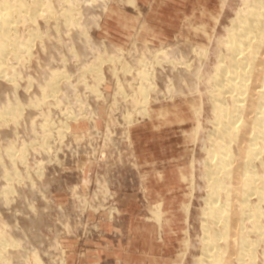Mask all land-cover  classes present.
<instances>
[{
    "label": "rangeland",
    "instance_id": "374dc122",
    "mask_svg": "<svg viewBox=\"0 0 264 264\" xmlns=\"http://www.w3.org/2000/svg\"><path fill=\"white\" fill-rule=\"evenodd\" d=\"M253 1L8 2L17 18L0 58V264H207L209 235L224 264H264V197L254 190L243 208L240 194L249 159L264 186V152L246 157L264 94V24L257 59L249 49L239 60L236 82L249 85L231 95L213 81L229 60L228 29ZM223 106L238 118L224 145ZM219 145L234 159L224 174L214 172ZM215 180L230 192L215 196Z\"/></svg>",
    "mask_w": 264,
    "mask_h": 264
},
{
    "label": "bare ground",
    "instance_id": "6f19581e",
    "mask_svg": "<svg viewBox=\"0 0 264 264\" xmlns=\"http://www.w3.org/2000/svg\"><path fill=\"white\" fill-rule=\"evenodd\" d=\"M10 0H0V9H2V10H4V12H2V15H1V17H0V58H1V56H6V55H4V54H7V48L6 47H10L9 45H8V43L10 44V41L7 39H5L6 38V36H7V34L8 33H10L9 31H11V29H12V15L14 14L13 13V9H12V6L10 5V4H8V2H9ZM13 1V0H12ZM13 4H15L14 2H12ZM253 3H255V4H253ZM253 3H251L252 5H253V8H255V10L252 8V10H251V8H249V7H252V6H249V5H247V7L249 8L248 10L249 11H254L255 13L253 14H251V15H246V13L248 12V10H246L247 12H244L245 14L243 15V16H245V18H241V17H243V16H241L240 14V21L238 20V23H237V21H236V27H235V25H234V27H233V29L231 28V29H228L229 31L230 30H232V32H229V33H231V34H229V36H227V42L229 43L228 45V47L229 48H227V47H225L226 49H228L227 51H228V53H229V56L227 55L228 53H225L224 55H227L228 57L227 58H229V60L228 61H226V60H224L223 62L221 61V63L219 62V64H218V69H222L223 70V74H221V76H219V77H215V79L213 80L214 82L215 81H217L218 83H216L218 86H220L221 87V89L223 88V89H225L226 91H227V94H228V92L230 93L231 92V90L230 91H228L229 90V88H232L233 87V90L235 89V90H239V89H241L245 84L243 83V79H242V81H241V79H239L240 81H241V83L239 84L238 82H236V81H238V80H236L238 77H239V74H241V72L242 71H244L245 69H246V67H245V69H240V63H239V60L240 59H242L243 60V58L242 57H245V56H247L246 55V51L248 52V50L249 49H251L252 51H250L249 53H250V58H251V60L253 59V58H255V59H257V57L256 56H259V55H256L259 51V41H257L258 42V44L255 42V40H256V38L258 39V35H257V33H255L256 31L257 32H263V31H259L258 29H261V25L262 24H264V0H255V2L253 1ZM37 4V3H36ZM15 5H17V4H15ZM14 5V6H15ZM30 5H32V4H30ZM24 5H21V9H22V7H23ZM37 6V5H36ZM40 6V5H39ZM38 6V7H39ZM18 7V6H17ZM32 7V6H31ZM18 8H20V7H18ZM28 8H30V7H28ZM14 9H15V7H14ZM25 9V8H24ZM26 9H27V7H26ZM24 11V10H23ZM26 11V13H27V10H25ZM243 14V13H242ZM14 16L15 15H13V19H14ZM67 16V15H66ZM65 16V17H66ZM21 17V16H20ZM28 17V16H27ZM17 17L15 16V19H16ZM55 18V17H54ZM67 19H68V17H66ZM70 18V17H69ZM68 22H70V20H68ZM18 25V24H17ZM16 26V25H15ZM17 27V26H16ZM261 30H264L263 28L261 29ZM260 36V35H259ZM8 37V36H7ZM13 37V36H12ZM2 40V41H1ZM261 40V39H260ZM264 42V41H263ZM257 44V45H255V44ZM28 44V43H27ZM11 45V44H10ZM5 50H6V53H5ZM9 50V49H8ZM259 54V53H258ZM250 58L247 60V61H250V62H252L251 60H250ZM263 58V57H262ZM2 59V58H1ZM220 61V60H219ZM245 61V60H244ZM249 62V63H250ZM255 62V61H254ZM248 63V62H247ZM246 63V64H247ZM249 63L247 64V65H249ZM246 64H244V65H242V66H245ZM252 64V63H251ZM246 65V66H247ZM251 66V65H250ZM248 67V66H247ZM101 68V67H100ZM217 68V67H216ZM254 68V67H253ZM261 68V67H260ZM95 69V68H94ZM252 69V68H251ZM257 69V68H256ZM217 70V69H216ZM96 71V70H95ZM98 71V70H97ZM246 71V70H245ZM251 71H253V70H251ZM99 72V71H98ZM216 72V74H215V76H217V72H219V75H220V71H215ZM101 73H103V71L102 72H100L99 74H101ZM243 73V72H242ZM247 73V72H246ZM99 74H97V75H99ZM102 75V74H101ZM100 75V76H101ZM237 75V76H236ZM242 75V74H241ZM247 75L249 76V74L247 73ZM99 77V76H98ZM251 78H252V76H250ZM264 77V76H263ZM100 78V77H99ZM102 78V77H101ZM242 78V77H241ZM262 78V77H261ZM103 79V78H102ZM247 80V79H246ZM249 80H250V78H249ZM248 81V80H247ZM263 81V87H264V79L262 80ZM262 83V82H261ZM214 84V83H213ZM248 84V83H247ZM246 84V85H247ZM249 85V84H248ZM260 85H262V84H260ZM212 86V85H211ZM216 85L214 84V87H215ZM251 88V87H250ZM218 89V88H217ZM260 89V88H259ZM261 89H262V87H261ZM213 90H215V88L213 89ZM225 90H223V91H221L220 90V92H224ZM241 90H243V89H241ZM246 90V89H245ZM218 91H219V89H218ZM226 91L224 92V93H226ZM262 91V90H261ZM216 92V91H215ZM234 92V91H233ZM249 92V91H248ZM254 92V91H253ZM223 93V94H224ZM236 92H234V93H230L231 95H234ZM243 93V92H242ZM242 93L241 94H237V96H236V98L234 99L235 100V103H238V101H240V100H242V102L241 103H243V101H244V97H243V95H242ZM247 93V92H246ZM246 93H243V94H245L246 95ZM252 93V92H251ZM215 94H218V93H215ZM260 94H262V95H260V100L259 101H257L256 103H258L257 105H258V107H259V109H261V110H259L258 112H257V114L259 115H256V116H258V118H256L255 119V125L252 127V128H254V131H255V137H253V134H254V132H252V130H251V132H250V134L252 135V139H251V149H249V151L247 150V152H246V157H247V160H248V158H253L255 155L258 157V155L256 154L257 152H258V154L260 153V152H264V147L262 146V145H264V143L262 142V144H261V142H260V144L259 145H261L262 147L261 148H258L257 149V142L259 141L258 139L259 138H261V139H264V94L263 93H260ZM242 95V96H241ZM213 96H214V94H213ZM217 96H219V94L217 95ZM222 96V95H221ZM220 96V97H221ZM227 97H228V95H226ZM227 97H225V98H227ZM251 97V96H250ZM259 97V96H258ZM214 98H216V97H214ZM222 98V97H221ZM229 98H231V97H229ZM219 98H217L216 100H218ZM223 99V98H222ZM228 99V98H227ZM226 99V100H227ZM232 99H233V97H232ZM252 99H254V97L252 98ZM224 100V99H223ZM222 101V100H221ZM218 102H219V100H218ZM223 102V101H222ZM221 103V102H220ZM226 103V101L224 102V104ZM240 103V105H241V107H243L244 108V106L242 105ZM230 104H232L231 102H230ZM246 104V103H245ZM215 105V104H214ZM218 105H220V104H218ZM223 105V104H222ZM225 105H227V104H225ZM224 105V106H225ZM233 105V104H232ZM236 105L237 104H235V106H231V110H233L235 107H236ZM238 105H239V103H238ZM240 105L239 106H237V107H240ZM144 106V105H143ZM224 106H223V108H224ZM215 107H217V106H215ZM219 107H222V106H219ZM219 107H218V109H219ZM221 108L220 110H221V119L219 118L218 119V117L216 118V119H218V120H225V124H223V125H216V126H218L219 128L220 127H222V130H221V133L219 132V130H217L221 135H223V137H224V140L223 139H221L222 140V142L223 141H225V139H229V137L227 136V138H225V136L226 135H224V134H233V133H237V131L236 132H234V130L233 129H235V126H234V123H233V120L234 119H232V117L230 116L231 114L230 113H227L226 111H225V109L226 108ZM229 109V108H228ZM231 110H229V112L231 111ZM214 111V110H213ZM239 108H238V112H236L235 114L237 115V113H239ZM220 112V111H219ZM234 113V112H233ZM15 114H16V112H15ZM240 115H241V113H240ZM239 117V116H238ZM260 117H263V118H260ZM240 118V117H239ZM241 118H242V115H241ZM240 118V119H241ZM252 118V117H251ZM238 119V118H237ZM237 119H235V120H237ZM240 119H239V121H240ZM217 120V121H218ZM234 120V121H235ZM243 121V123L245 122L244 121V119H242ZM221 121H219V122H221ZM238 121V122H239ZM242 122L240 121L239 123H241L242 124ZM247 122H245V124H246ZM239 125V124H238ZM237 126V125H236ZM248 126H249V124H248ZM217 127V128H218ZM218 128V129H219ZM233 128V129H232ZM68 129V128H67ZM237 130V129H236ZM217 131H216V134L217 135H219V133H217ZM239 131V130H238ZM240 134V133H239ZM234 135V134H233ZM237 135V134H236ZM217 137H220V135L219 136H217ZM232 139V138H231ZM234 139V138H233ZM218 141H220V140H218ZM217 141V142H218ZM247 141V140H246ZM260 141H263V140H260ZM230 142V141H229ZM226 143H228V142H226ZM226 143H225V146H227L226 145ZM231 144H232V142H230ZM249 143V142H248ZM218 143H216V145H217ZM219 144H222V145H224V142L223 143H219ZM229 144V143H228ZM250 144V143H249ZM230 145V144H229ZM243 145V144H242ZM231 146V145H230ZM248 146H250V145H248ZM219 148H217V147H215L216 149H218L217 151L216 150H214L213 149V151H216V152H213V154L215 153L216 155H217V159H218V161L216 162L217 164H216V167H215V173H216V171H217V173H220V172H222V171H226L227 170V167L228 166H230V162L231 161H234V159H233V157H232V160L231 159H229L228 157H227V155L229 156V154L228 153H230L229 152V150L228 151H226L227 150V148L226 147H220V145L218 146ZM210 151H212V150H210ZM238 153V152H237ZM212 154V155H213ZM215 154L213 155V156H215ZM239 154V153H238ZM231 156H233V154L231 153L230 154ZM260 155V154H259ZM237 156H239V155H237ZM256 156H255V158H256ZM215 159H216V157H214ZM214 158L212 157V161L214 160ZM229 160H228V159ZM259 158V157H258ZM238 159V158H237ZM254 159V158H253ZM257 159V158H256ZM236 160V159H235ZM240 160V159H239ZM246 160V161H247ZM250 160V159H249ZM248 160V162L245 164V166H244V168L246 169V171H247V173L248 172H250V174L248 173V174H246V173H243L244 175V179L242 180V184H243V186L240 184V187L242 186V189H241V192H240V194L242 193V199L241 200H243L242 202H243V205L241 204V207H246V205L245 204H247V205H249L247 202H250L249 200H248V194L250 195V193H252L253 192V195H255V193L254 192H256V191H258V193L260 194V197L261 198H263L264 197V186H261V187H259L260 185H258V186H256L255 184H254V182H255V180H256V177L252 174V172H251V170H249L250 169V167L253 165L252 164V161L250 160L249 161ZM211 161V162H212ZM230 161V162H229ZM215 162V161H214ZM254 162H255V159H254ZM235 163V162H234ZM233 163V164H234ZM236 164V163H235ZM238 164V163H237ZM211 165V164H210ZM232 165V164H231ZM213 165H211V167H212ZM264 166V165H263ZM213 167V168H214ZM231 167H233V166H231ZM253 168H254V166H252ZM252 168V169H253ZM231 170L233 169V168H230ZM211 170H214V169H211ZM253 170H255V169H253ZM264 170V169H263ZM211 172V171H210ZM230 172V171H229ZM229 172H226V175H227V177H231V175L229 174ZM214 173V174H215ZM216 173V174H217ZM223 173V172H222ZM221 173V174H222ZM256 173V172H255ZM254 173V174H255ZM224 174V173H223ZM222 174V175H223ZM256 174H258V173H256ZM220 175V174H219ZM233 175V174H232ZM241 175V174H240ZM210 176V175H209ZM221 176V175H220ZM262 176V175H261ZM260 176V177H261ZM208 177V176H207ZM214 177V176H213ZM213 177H210L209 179H211V178H213ZM222 177V176H221ZM224 177V176H223ZM263 177V176H262ZM226 178V177H225ZM224 178V179H225ZM232 178V177H231ZM242 179V178H241ZM219 180H221L220 178H219ZM219 180H215V183H214V185H213V187H214V190H213V192H214V194H215V196L217 195V194H219V192H221L222 193V189L220 190V188H223V189H225L222 185H223V182H220ZM226 180V179H225ZM228 180V179H227ZM210 181V180H209ZM224 181V180H223ZM239 181V180H238ZM228 182V181H227ZM227 182H225V183H227ZM230 182V181H229ZM259 182V181H258ZM224 183V184H225ZM231 183V182H230ZM228 184V183H227ZM226 184V185H227ZM259 184H261V183H259ZM264 185V184H263ZM234 185H231V187H233ZM212 187V186H211ZM212 187V188H213ZM230 186H229V188H231ZM211 188V189H212ZM211 189H210V191H211ZM225 190H227V189H225ZM232 190V189H231ZM237 190H238V188H237ZM254 190H256V191H254ZM212 192V193H213ZM226 192H230V191H226ZM224 193V192H223ZM222 193V194H223ZM213 194V195H214ZM227 194V193H226ZM213 195L211 196V197H213ZM252 195V196H253ZM210 196V195H209ZM221 196V195H220ZM227 196V195H226ZM240 196V195H239ZM250 197V196H249ZM259 197V196H258ZM218 198V197H217ZM220 198V197H219ZM240 198H241V196H240ZM210 199V198H209ZM250 199V198H249ZM212 199H210L209 200V204L211 203H213V202H215V201H211ZM223 200H225L226 201V199H223ZM228 200H229V198H228ZM227 200V201H228ZM236 200V199H235ZM246 200H248L247 202H245ZM237 201V200H236ZM222 202V201H221ZM220 202V204H222ZM262 202V201H261ZM219 203V202H218ZM234 203H235V201H234ZM238 203V202H237ZM210 204V205H211ZM239 204H240V202H239ZM218 206V204H214V206ZM223 205V204H222ZM251 205V204H250ZM214 206H210L211 207V209H212V211H213V209H215L216 210V207H214ZM231 206V205H230ZM220 207H222V206H220ZM223 207H225V205L223 206ZM240 207V208H241ZM218 208V207H217ZM234 208V207H233ZM249 209H250V212H249V217H252L253 218V220H259L258 218H261V216H262V213L259 211L260 209H258V206H249L248 207ZM208 209V208H207ZM210 209V208H209ZM220 209V210H219ZM218 210L220 211V213H217L216 215H215V212H213V216H215V217H217L218 219L219 218H223V220H224V217H226V215H228V214H226L227 212H228V210H226L225 211V209L224 208H219ZM221 209H223L224 211H221ZM242 209V208H241ZM248 209V210H249ZM230 210V209H229ZM232 210V209H231ZM242 210H244V209H242ZM211 211V210H210ZM211 211V212H212ZM217 211V210H216ZM218 211V212H219ZM245 211V210H244ZM226 212V213H225ZM229 213V212H228ZM231 213V212H230ZM212 214V213H211ZM226 214V215H225ZM230 216V215H229ZM232 216V215H231ZM230 216V217H231ZM249 217H247V218H249ZM214 218V217H213ZM212 219V218H211ZM215 219V218H214ZM214 219H212L213 221H214ZM241 219V218H240ZM244 219V218H243ZM249 219H251V218H249ZM215 220H217V219H215ZM222 220V221H223ZM246 220H248V219H245V221ZM252 220V221H253ZM217 221H220V219L219 220H217ZM217 221H214V222H217ZM224 221H227V220H224ZM241 221V220H240ZM245 221H243V222H245ZM251 221V220H250ZM221 222V221H220ZM228 222H229V220H228ZM222 223V222H221ZM232 223V222H231ZM252 223V222H251ZM215 224H219V223H215ZM225 224V223H224ZM239 224V223H238ZM241 224V223H240ZM245 224V223H244ZM227 225V224H226ZM228 225H230V224H228ZM227 225V226H228ZM227 226H226V228H227ZM242 226H243V224H242ZM241 226V227H242ZM251 226H252V224H251ZM209 227V226H208ZM229 227V226H228ZM245 226H243V228H244ZM253 228H256V229H259L260 228V226H259V224H258V221L256 222V221H254L253 222ZM223 229V228H222ZM245 229H246V227H245ZM249 229V228H248ZM247 229V230H248ZM207 231V230H206ZM210 231V230H209ZM227 231V230H226ZM243 231H244V229H243ZM214 233H217V232H214ZM223 233H224V231H223ZM238 233V232H237ZM245 233V232H244ZM243 233V234H244ZM264 233V232H263ZM207 234H209V233H207ZM213 234V233H212ZM220 234V233H219ZM218 234V236H220ZM225 234V233H224ZM229 234V233H228ZM246 234V233H245ZM215 235H217V234H215ZM235 235V234H234ZM238 235V234H237ZM236 235V236H237ZM240 235H242V234H240ZM207 236V235H206ZM212 236H214V234L212 235ZM210 237V235L209 236H207V237H205V240L204 241H206V238H208L207 240H208V242L206 241V243H204V244H206L207 245V247H206V249H205V246L206 245H204V250H205V252L203 251V259L205 258L204 257V254L206 255V257H209V259H208V261H207V258H206V262H207V264H222L223 262H224V254H223V252L221 253L219 250L218 251H215V247L214 246H216V245H219V244H214V238H212L211 240L212 241H210L209 238ZM216 237V236H215ZM221 237V236H220ZM228 237H230V236H228ZM227 237V238H228ZM242 238H240L241 239V248H243V245L245 246L246 244V242L247 241H249L248 240V238L247 239H245L244 238V236H241ZM246 237V236H245ZM219 238V237H218ZM222 238V237H221ZM233 238H234V236H233ZM232 238V239H233ZM223 239H225L226 240V238H223ZM231 239V240H232ZM235 239V238H234ZM219 240H220V238H219ZM225 240H224V242H225ZM229 240V239H228ZM238 240V239H237ZM247 240V241H246ZM233 241V240H232ZM238 241H240V240H238ZM251 241V240H250ZM217 242V241H216ZM228 243V242H227ZM227 243H225V244H227ZM236 243H237V241H236ZM228 245H229V243H228ZM240 245V244H239ZM247 245H252V244H247ZM233 246V245H232ZM230 247V246H229ZM228 247H226L225 249H227ZM247 248H249V246L247 247ZM219 249H220V247H219ZM217 250V249H216ZM224 250V249H223ZM230 250V249H229ZM225 251V250H224ZM241 250H239V252H240ZM251 251V250H250ZM230 252V251H229ZM228 252V250H227V253L228 254H230ZM236 253V252H235ZM226 254V253H225ZM237 254V253H236ZM242 254V253H241ZM249 255H250V253H249ZM228 256V255H227ZM233 256V255H232ZM240 256V255H239ZM231 257V256H230ZM242 257H244L243 255H242ZM239 258V257H238ZM204 261V260H203ZM204 264H205V262H204ZM224 264V263H223Z\"/></svg>",
    "mask_w": 264,
    "mask_h": 264
}]
</instances>
